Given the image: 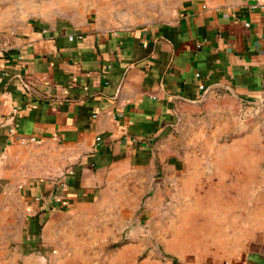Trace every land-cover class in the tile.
<instances>
[{"label": "crops", "instance_id": "1", "mask_svg": "<svg viewBox=\"0 0 264 264\" xmlns=\"http://www.w3.org/2000/svg\"><path fill=\"white\" fill-rule=\"evenodd\" d=\"M255 1L99 29L1 6L0 194L31 217L0 264H264Z\"/></svg>", "mask_w": 264, "mask_h": 264}, {"label": "rangeland", "instance_id": "2", "mask_svg": "<svg viewBox=\"0 0 264 264\" xmlns=\"http://www.w3.org/2000/svg\"><path fill=\"white\" fill-rule=\"evenodd\" d=\"M180 3L181 0H0V8L3 5L9 6L12 10L19 8L29 16L46 14L59 18L76 19L80 22L85 20V23H88L85 28L99 29L123 28L167 21L175 16ZM33 168V165L27 163L23 169L29 172ZM60 176L58 174L57 177L43 178L45 180L55 178L54 181H59ZM22 180L25 182V179ZM18 182L20 181L17 180L16 185L19 184ZM1 205L7 207L0 208V235L9 236L10 247L17 246L20 243V234L31 216L28 209L24 214L23 207L18 205V199L15 196H11L10 200L6 201L5 197L0 194ZM117 245L116 242L110 243L107 251L116 250ZM103 263L109 264L108 258L101 259L100 264ZM67 264H85V259L72 260Z\"/></svg>", "mask_w": 264, "mask_h": 264}, {"label": "built area", "instance_id": "3", "mask_svg": "<svg viewBox=\"0 0 264 264\" xmlns=\"http://www.w3.org/2000/svg\"><path fill=\"white\" fill-rule=\"evenodd\" d=\"M253 7L255 8H264V3L261 1V0H256L254 3H253ZM71 38H73L74 36L71 34L70 35ZM3 49H4V46H3V43L1 42L0 40V54L3 52ZM197 75H200V72H197L196 73ZM201 88H204V84H201L200 85ZM12 131L14 129H11ZM37 138L35 136H31L29 138H22L21 141L23 143H26V142H33L35 141ZM97 139H100V136L97 137ZM68 178H61L59 181H58V185L60 187H65L67 184H68ZM34 200L36 202H39V203H44L45 205L48 204L49 202V198L47 196V194H44V193H39L37 194L35 197H34Z\"/></svg>", "mask_w": 264, "mask_h": 264}]
</instances>
